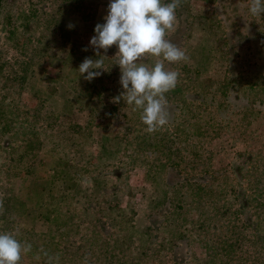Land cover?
I'll return each mask as SVG.
<instances>
[{"label": "trees", "instance_id": "obj_1", "mask_svg": "<svg viewBox=\"0 0 264 264\" xmlns=\"http://www.w3.org/2000/svg\"><path fill=\"white\" fill-rule=\"evenodd\" d=\"M12 1L14 0H0V17L6 5ZM31 4L34 7V4ZM98 6L99 0H61L48 18L44 17L45 8L31 7L29 12L21 9L16 15L9 13L3 20V32L7 33L6 37L9 40L6 39L4 43V47H7L3 52L6 56L5 62L2 61V53H0V76L3 81L0 90L4 92V98L0 102V130L14 129V137L19 142H23L26 138L39 140V147L45 150V158L39 161L46 160L52 155H59L58 160L64 162L63 172H66L63 178L72 180L70 178L74 177L71 198L80 196L85 204L83 211L93 213V221H86L83 224L86 223L92 228L91 231L96 234L95 238L93 237L92 242L87 244L79 241L71 242L67 244L65 252H68L67 255L79 264H121L126 259L137 261L148 256V248L134 239L133 221L137 219L135 210L126 206L119 209L121 199L125 195H132L133 192L127 178L110 172L102 175L98 172L90 179L82 178L79 174L82 168L85 171L90 168L94 161L104 163L110 158L112 161L122 149H127V157L133 156L130 155V149H134L133 143L130 145L132 139L138 141L136 143L138 151L142 153L150 151L157 157H163V162L158 167L159 169L161 167L162 173L165 171L163 168L168 166L162 182L157 181L156 176L148 170L144 186L148 190L151 189L154 194L148 199L149 209L159 207L172 209L171 213L167 211L164 214V218L169 214L174 222L173 229L169 230L172 237L174 234L179 241L185 238L190 240L194 234L208 235L217 233L221 229L228 231L229 237L226 234L215 238H212L213 235L204 236L205 239L197 243L202 248L204 246L208 249L214 242L217 244H224L226 241L235 242L240 233L238 230L244 226L248 227L245 224L248 220L245 219V222L242 218L240 223L237 221L238 217L243 215L239 211L231 212L234 198L230 203H226L223 199L220 188L223 180L216 179L214 174L212 178L215 179L210 184L209 179H206L209 178L207 169L211 152L208 149L210 144H205L202 140L207 139L212 126L223 132L231 129L236 106L234 102L241 99L234 95L242 89L237 88L239 84L237 79L232 80L228 77L230 70L227 68L229 64L227 51L223 59L218 57L215 59L212 48L207 55L202 56V50L206 47L192 46L189 35L187 33L185 35V32L191 30V24L186 23L185 19L178 22L179 26L176 24L174 33L166 39L184 51L188 59L173 64L166 63V66L173 68L179 66L180 70L176 87L166 93V110L171 111L168 113V124L157 132L149 134L144 131L146 126L139 117L141 122L139 130L142 131H134L137 120L129 111L132 106L127 105L123 99L119 102L115 100L123 91L119 82L120 67L114 58L117 52L116 46H112L106 54L107 58H103L104 69L97 70L102 71L101 76L88 81L84 78L87 73L80 75L78 71L85 58L96 60L99 57L84 41L83 45L79 44V39L74 30L69 29L67 20L70 15L80 17L84 27L94 35L95 26L102 24L94 19ZM40 27L42 31L39 37L35 38L29 30L33 29L37 32ZM202 30L207 37L212 32L206 25ZM20 34L25 35L24 45L18 43L17 36ZM224 42L219 44L220 48L228 46ZM213 43L215 44V41L211 42V46ZM85 48L88 50L84 51ZM101 55H104L103 50ZM44 57L57 61L65 72L66 87L72 96L63 104L55 103L53 100V88L41 90L37 87L39 83H52V80L43 75L40 69ZM150 59L143 62L148 63ZM215 64L221 66L222 71H215ZM203 74L209 76L201 82V89L196 92H194L196 88L189 90L194 88L195 78L200 79ZM101 114H106L118 124L117 136L109 138L100 132L95 119ZM195 120L200 121L201 137L198 142L195 137L190 139L188 132L185 133L187 131L185 129L191 127ZM134 132L137 133L131 138ZM8 139L11 137L6 140ZM186 143H190V151L185 147ZM114 146L119 150H116L118 151L116 153L112 151ZM95 148L99 154L93 156ZM110 163L114 164V161ZM197 170H200L203 176L197 178L195 176H199L200 173L192 174L196 179L190 180V172L195 173ZM173 172L174 177L177 178L175 182H171L168 178ZM25 174L27 182L22 186V193L29 200L47 195L52 180L59 179L54 172H51L45 180L37 181L34 166L27 169ZM77 177L81 180L77 181ZM82 181L83 187L80 184ZM109 185L110 189L106 192ZM210 193L213 194L210 201L193 198L194 196L203 198ZM61 199L65 201L68 198L62 194L55 202H60ZM111 209H116L124 219H110ZM100 212V216L108 219L107 222L100 216L97 217ZM165 220L169 221L167 218ZM103 224L107 225L111 232L106 236H104ZM71 226L75 229L79 227L75 224ZM148 227L150 230L155 228L149 225ZM163 227L165 230V224ZM159 250L162 248L156 247V251ZM258 258H256L257 263L264 261V255Z\"/></svg>", "mask_w": 264, "mask_h": 264}, {"label": "rangeland", "instance_id": "obj_2", "mask_svg": "<svg viewBox=\"0 0 264 264\" xmlns=\"http://www.w3.org/2000/svg\"><path fill=\"white\" fill-rule=\"evenodd\" d=\"M60 2L61 0H14L6 5L0 17V53H2L3 62L6 58L3 54L4 48H7L4 47V43L9 40L6 37L7 33L3 32L5 15L9 13L16 15L21 9L29 12V8L33 7L31 3H33V9L45 8L44 17L48 18ZM162 2L170 3L171 0H162ZM109 3L110 0H99L94 16L97 22H105L103 18L107 15ZM250 3L251 0H182L180 7L176 10L177 19L174 30L166 35V37L172 35L176 24L179 26L178 22L185 19L186 23L191 24V30L185 32V35L186 33L189 35L190 44L206 47L202 50V56L207 55L212 48L215 59L216 57L223 59L227 51V60L229 59L227 68L230 70L228 77L232 80L237 79L239 83L237 88L242 89L234 95L241 99L234 102L236 106L231 129L223 132L212 126L207 139H202L205 144H210L208 149L211 152L207 169L209 178H203L209 179V184L215 179L212 178L213 174L216 179L223 180L220 187L223 199L226 203H230L234 198L231 212L239 211L243 216H239L237 221L241 223L242 218L243 221L247 219L248 221L244 223L248 227L244 226L238 230L240 233L235 242L226 241L224 244L214 242L213 246L208 249L204 246L202 248L197 241L201 242L205 239L204 236L213 235L212 238H215L226 234L229 237L230 233L220 229L217 233L208 235L196 236L194 234L190 240L185 238L183 241L177 240L174 234L172 237L169 232L173 229L172 217L169 214L165 215L168 222L164 218L165 212L170 211L171 213L172 209L168 207L149 209L148 199H151L154 194L151 189L148 190L144 186L148 170L156 176L157 181L162 182L168 166L163 168L165 171L162 173L161 167V170L158 167L163 162V157H157L150 151L146 153L138 151L136 147L138 141L132 139L130 145L133 143L134 149H130V155L133 154V156L127 157V149L119 151L114 146L112 151L115 153L119 151V153L112 161V158L104 163L94 161L95 163L93 162L90 168L86 171L82 168L79 173L85 179H90L98 172L101 175L105 172L114 173L116 176L123 175L127 178L129 187L133 189L132 195H125L121 199L119 209L126 206V208L135 210L137 219L133 221L134 239L143 247L148 248V256L137 261L126 259L121 264H264V261L260 263L256 261L257 257L260 259L264 255V14L252 16L249 12ZM67 22L73 25L72 29L79 39V44L84 41L90 47L93 34L87 27H84L81 18L70 15ZM205 25L212 31L208 37L202 30ZM29 31H32L30 33L38 38L42 28L40 27L37 32L33 29ZM17 39L19 45H24L26 42L24 34L18 35ZM213 41L215 44L211 46ZM223 41L228 46L220 48L219 44ZM90 50L94 51L91 47ZM154 63L155 58H151L147 64L152 66ZM178 67L166 66L165 68L180 74ZM214 68L218 72L223 69L217 64ZM40 69L43 75L52 80V83H39L37 84L39 89L53 88V100L58 104L71 99L72 94L65 83V72L57 61L44 57L41 60ZM208 76L209 74H203L200 79L195 78L194 88L188 89L196 88L194 92L198 91L201 89V82ZM1 79L0 76V86L3 82ZM3 94L4 92L0 90V102L4 98ZM27 100L30 103L29 97ZM33 105L31 102V106ZM129 111L137 120L134 131L141 129L140 110L133 111L130 108ZM167 112L171 113V111ZM95 122L104 136L113 138L118 135V124L106 114L96 117ZM191 125L185 129L187 130L185 133L188 132L190 139L195 137L194 139L198 142L201 137L200 121L195 120ZM136 133L134 132L131 138H134ZM14 134L15 130L12 128L8 131L0 130V232H13L22 244L32 245V251L22 255L20 264H46L47 257L44 253L53 258L59 257L58 261L53 259L52 264H79L67 255L69 253L65 252V249L71 242L79 241L84 244L92 242L96 234L91 231L92 228L89 225L83 222L93 221V213L83 211L85 204L80 196L71 198L74 177L70 178L72 180L64 179L66 174L63 172L64 162L58 160L59 155H52L46 160L39 161L45 158V150L39 147V140L26 138L23 142H19ZM8 137L11 139L6 140ZM189 144L186 143L185 147L190 151ZM93 150V156L99 154L97 148ZM113 161L114 164H111L110 162ZM32 166H34L37 181L45 180L51 172H54L59 179L52 180L51 189L47 195L29 200L22 193V186L27 182L25 181L26 170ZM196 173H200L199 176H195L197 178L203 176L200 170L195 173L190 172V180L196 179L193 176ZM174 175V172L169 174L168 178L171 182L177 179ZM76 180L81 179L77 177ZM80 184L83 187V181ZM109 189L110 185L105 191L108 192ZM182 189L185 190V188ZM178 190L180 192V189ZM62 194L68 199L64 201L63 198L56 203L55 200L61 198ZM193 198L210 201L213 194H206L203 198L199 196ZM58 209L61 210L58 211ZM116 209L109 211V218L123 220L124 218L120 217ZM100 215L101 212L97 217ZM100 217L103 221H108L107 218ZM59 224L69 225L60 226ZM73 224L79 227L75 229L71 226ZM163 224H165V230ZM148 225L155 226V228L150 230ZM103 232L104 236L111 233L108 226L104 224ZM158 246L162 250L156 251ZM37 255L40 256L39 260L35 259Z\"/></svg>", "mask_w": 264, "mask_h": 264}, {"label": "clouds", "instance_id": "obj_3", "mask_svg": "<svg viewBox=\"0 0 264 264\" xmlns=\"http://www.w3.org/2000/svg\"><path fill=\"white\" fill-rule=\"evenodd\" d=\"M182 0H110L104 23L95 26L90 47L96 60L85 58L79 66L80 75L88 81L102 75L104 59L112 46H116V64L119 65L122 93L115 98L140 110V120L146 126L144 131L151 134L168 124L166 93L172 91L178 82L177 71L166 70L165 65L186 61L185 52L166 39L174 30L176 10ZM249 12L252 16L264 14V0H251ZM69 28L73 25L69 24ZM87 51L88 49H83ZM103 50L104 55H101ZM155 58L149 66L144 63ZM32 245L22 244L13 232H0V264H20L22 255L30 253ZM46 264H52L59 257L48 256ZM35 259L39 260L37 255Z\"/></svg>", "mask_w": 264, "mask_h": 264}]
</instances>
